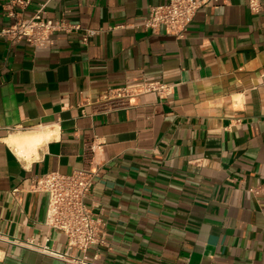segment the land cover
<instances>
[{
    "label": "crops",
    "instance_id": "obj_1",
    "mask_svg": "<svg viewBox=\"0 0 264 264\" xmlns=\"http://www.w3.org/2000/svg\"><path fill=\"white\" fill-rule=\"evenodd\" d=\"M21 1L0 0V30L42 6L82 29L43 49L0 38V264H64L31 242L82 256L47 226L49 196L33 183L89 166L88 206L106 224L90 262L264 264V0L259 13L212 1L183 39L140 24L169 0ZM152 82L171 94L105 101ZM41 131L53 138L29 156L8 142Z\"/></svg>",
    "mask_w": 264,
    "mask_h": 264
},
{
    "label": "built area",
    "instance_id": "obj_2",
    "mask_svg": "<svg viewBox=\"0 0 264 264\" xmlns=\"http://www.w3.org/2000/svg\"><path fill=\"white\" fill-rule=\"evenodd\" d=\"M9 1L11 4H24L21 0ZM212 1L217 0H169L167 4L151 7L148 17L140 24L152 33L165 28L167 34L183 39L199 11L207 8ZM45 7L42 6L30 20L10 14L15 21L9 27L0 30V38L6 39L11 45L27 42L35 49H43L54 44L55 34L72 33L82 29L81 26L71 25L65 20L46 19ZM250 9L254 13H259L261 0H250ZM98 34L96 31H87L83 42L89 44ZM137 88L138 86L131 85L114 90L105 97V101L112 109H118L131 105V99L143 93H156L161 98L171 94V88L160 82L145 84L143 92H138ZM94 150L93 146L88 149L92 153ZM98 177L99 171L89 166L75 171L70 176L58 172L51 173L33 183L35 193L49 196L47 226L65 235L68 238V248L81 253L82 256L56 252L48 247L36 246L33 242L29 244L31 249L56 258L64 264H95L87 258L88 251L106 244V224L101 217L95 216L88 206ZM260 189L264 194V186Z\"/></svg>",
    "mask_w": 264,
    "mask_h": 264
},
{
    "label": "bare ground",
    "instance_id": "obj_3",
    "mask_svg": "<svg viewBox=\"0 0 264 264\" xmlns=\"http://www.w3.org/2000/svg\"><path fill=\"white\" fill-rule=\"evenodd\" d=\"M52 138H53L52 132L41 131L29 135L16 136L11 138L8 142L13 148H16L18 150L21 156L24 155L29 156L33 152L36 153L39 146L45 144L47 141L51 140Z\"/></svg>",
    "mask_w": 264,
    "mask_h": 264
}]
</instances>
